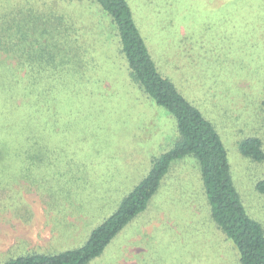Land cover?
I'll return each instance as SVG.
<instances>
[{
    "label": "rangeland",
    "instance_id": "374dc122",
    "mask_svg": "<svg viewBox=\"0 0 264 264\" xmlns=\"http://www.w3.org/2000/svg\"><path fill=\"white\" fill-rule=\"evenodd\" d=\"M27 1L0 0V119L9 114L0 122V140L14 150L7 157L12 167L0 164V264L83 245L180 138L175 118L133 79L119 37L107 17L101 21L96 3L30 0L31 7H46L51 28L63 24L69 10L94 29L85 35L94 70L87 77L66 66L53 71L65 82L49 80L60 96L59 103L51 96L58 119L42 141L48 104L33 110L39 126L22 123L21 112L9 110V83L2 81V73L20 72L12 41L29 33ZM129 1L162 72L221 133L234 185L264 228V195L256 188L264 161L240 150L246 137L264 142V0ZM43 144L49 151L41 160L26 155L29 145L37 150ZM89 264L241 263L211 217L197 160L187 156L173 162L147 208Z\"/></svg>",
    "mask_w": 264,
    "mask_h": 264
},
{
    "label": "trees",
    "instance_id": "16d2710c",
    "mask_svg": "<svg viewBox=\"0 0 264 264\" xmlns=\"http://www.w3.org/2000/svg\"><path fill=\"white\" fill-rule=\"evenodd\" d=\"M78 1L92 5L96 3L100 9L98 13L101 21L105 17L109 19L113 26L112 31L115 30V34L119 37L121 50L126 57L133 79L149 98L164 107L175 118L180 138L172 148L153 160L148 174L123 198L116 212L92 230L83 245L56 253L20 255L3 264H89L104 252L112 239L134 217L147 208L152 197L160 189L162 180L169 173L173 162L187 156L194 157L199 164L211 217L222 232L233 241L239 252L240 263L264 264V228L249 214L234 185L228 151L221 133L205 113L187 98L175 81L162 72L131 2L129 0ZM27 2L29 6L23 10L28 13V18L25 15L26 20H31L29 33L25 32L18 41H12L15 47L12 56L17 59L20 72L14 73L12 69L13 74L2 73V81L9 83L7 88L9 110H12L14 115L15 111H20L19 120L22 123L39 126L41 123L35 121V116L40 113L34 116L33 110L35 107H40L41 101L48 104L47 122L42 124L47 130L40 133L43 135V141L49 133V127L58 119L54 117L56 112H52L55 105L51 101V96L56 103H59L60 96L55 91L51 92L52 85L50 86L49 80L65 82L61 73H53V71H60V67L66 66L68 73L71 71V74L87 77V72L94 70L92 69L94 58L88 59L92 42L89 36L85 37L87 32H92L94 29L86 20L76 18L74 16L76 13L72 11L74 15L69 13V10L65 11V17L59 20L63 21V24L51 28L48 24V14L45 13L46 7L42 8L37 4L31 7V1ZM41 15H43L42 22ZM50 22L57 24L58 20ZM5 65L6 63L2 62V66ZM23 71H26L24 76H22ZM25 76L29 80L21 79ZM90 77H93V73ZM17 98H22V103L18 106L15 103ZM6 118L9 120L8 113L3 114L0 122L3 123ZM36 118L39 120L40 116ZM3 126L2 128L8 130L5 124ZM10 149L12 154L14 150L11 144L0 140V164L4 169H9L13 165V161L7 159ZM240 150L246 157L257 162L264 161V142L259 136L243 139L240 142ZM45 151L49 150L45 149L44 144L37 150L33 149L32 145L25 149L30 159L32 157L38 160L42 159ZM256 188L264 195V178L257 182Z\"/></svg>",
    "mask_w": 264,
    "mask_h": 264
},
{
    "label": "crops",
    "instance_id": "0c3cea01",
    "mask_svg": "<svg viewBox=\"0 0 264 264\" xmlns=\"http://www.w3.org/2000/svg\"><path fill=\"white\" fill-rule=\"evenodd\" d=\"M85 242H86V241H85ZM85 242H84V243H85ZM77 247H78V246H77ZM73 248H75V247H73ZM68 249H69V248H68ZM65 250H66V249H65ZM61 251H63V250H61Z\"/></svg>",
    "mask_w": 264,
    "mask_h": 264
}]
</instances>
